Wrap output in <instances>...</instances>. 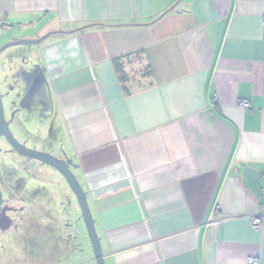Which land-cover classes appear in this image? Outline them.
<instances>
[{"label":"crops","instance_id":"obj_1","mask_svg":"<svg viewBox=\"0 0 264 264\" xmlns=\"http://www.w3.org/2000/svg\"><path fill=\"white\" fill-rule=\"evenodd\" d=\"M263 20L264 0H0V46L55 33L42 103L106 264H264Z\"/></svg>","mask_w":264,"mask_h":264},{"label":"rangeland","instance_id":"obj_2","mask_svg":"<svg viewBox=\"0 0 264 264\" xmlns=\"http://www.w3.org/2000/svg\"><path fill=\"white\" fill-rule=\"evenodd\" d=\"M37 48L16 46L0 55L4 115L19 143L62 159L63 140L56 131L54 111L43 104L50 99L37 64ZM0 191L13 221L11 226L0 225V264H97L77 199L64 178L19 156L4 139H0Z\"/></svg>","mask_w":264,"mask_h":264},{"label":"water","instance_id":"obj_3","mask_svg":"<svg viewBox=\"0 0 264 264\" xmlns=\"http://www.w3.org/2000/svg\"><path fill=\"white\" fill-rule=\"evenodd\" d=\"M83 30L79 29L74 32H60L62 34H73L76 32H81ZM55 33H49L45 36L35 39V40H17L14 42H10L5 44L0 48V55L11 47L22 46V45H30V46H40L46 39L51 37ZM0 139H4L12 150L17 153L19 156L26 158L28 160L40 162L43 165H46L56 172H58L66 181L71 191L75 195L82 219L85 223L88 236L92 245L93 254L95 256V260L97 264H106L105 258L103 255V249L99 234L96 229L95 221L88 203L87 193L83 190L82 186L78 182L75 174L73 173L71 168H74V164L71 160H69L66 156L64 158H57L51 154L45 152H39L32 149H29L19 143L15 137L13 136L9 122L6 120L4 115V106L2 102V97L0 94ZM1 198V191H0Z\"/></svg>","mask_w":264,"mask_h":264},{"label":"built area","instance_id":"obj_4","mask_svg":"<svg viewBox=\"0 0 264 264\" xmlns=\"http://www.w3.org/2000/svg\"><path fill=\"white\" fill-rule=\"evenodd\" d=\"M264 21V20H263ZM240 107L248 110L250 109V104L248 101L244 100L240 103ZM220 208L217 207V212H219ZM262 213L259 216H255L251 218L252 226L255 229H259L262 226V223L264 221V190L262 191V206H261ZM216 212V213H217ZM250 264H259L258 260L252 259L249 261Z\"/></svg>","mask_w":264,"mask_h":264},{"label":"flooded vegetation","instance_id":"obj_5","mask_svg":"<svg viewBox=\"0 0 264 264\" xmlns=\"http://www.w3.org/2000/svg\"><path fill=\"white\" fill-rule=\"evenodd\" d=\"M8 211H9V208H5L4 199H3V196L1 194V198H0V225L3 227H5L7 225L8 226L13 225V221L7 217Z\"/></svg>","mask_w":264,"mask_h":264},{"label":"trees","instance_id":"obj_6","mask_svg":"<svg viewBox=\"0 0 264 264\" xmlns=\"http://www.w3.org/2000/svg\"><path fill=\"white\" fill-rule=\"evenodd\" d=\"M117 70H118V72L121 74V78L125 79V76H124V74H123L121 68H120L118 65H117Z\"/></svg>","mask_w":264,"mask_h":264},{"label":"bare ground","instance_id":"obj_7","mask_svg":"<svg viewBox=\"0 0 264 264\" xmlns=\"http://www.w3.org/2000/svg\"><path fill=\"white\" fill-rule=\"evenodd\" d=\"M2 200V199H1Z\"/></svg>","mask_w":264,"mask_h":264}]
</instances>
